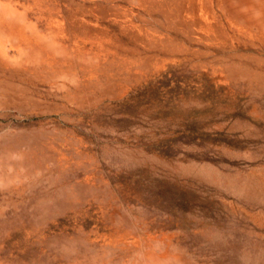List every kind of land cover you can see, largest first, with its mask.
Listing matches in <instances>:
<instances>
[{"label":"rangeland","instance_id":"obj_1","mask_svg":"<svg viewBox=\"0 0 264 264\" xmlns=\"http://www.w3.org/2000/svg\"><path fill=\"white\" fill-rule=\"evenodd\" d=\"M0 264H264V0H0Z\"/></svg>","mask_w":264,"mask_h":264}]
</instances>
